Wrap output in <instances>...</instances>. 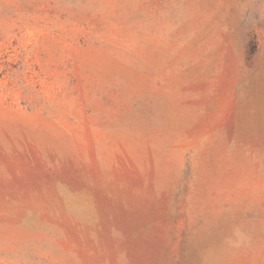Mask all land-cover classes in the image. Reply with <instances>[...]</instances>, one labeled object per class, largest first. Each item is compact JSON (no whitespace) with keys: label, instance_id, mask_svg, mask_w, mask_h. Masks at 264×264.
Returning a JSON list of instances; mask_svg holds the SVG:
<instances>
[{"label":"rangeland","instance_id":"374dc122","mask_svg":"<svg viewBox=\"0 0 264 264\" xmlns=\"http://www.w3.org/2000/svg\"><path fill=\"white\" fill-rule=\"evenodd\" d=\"M0 264H264V0H0Z\"/></svg>","mask_w":264,"mask_h":264}]
</instances>
